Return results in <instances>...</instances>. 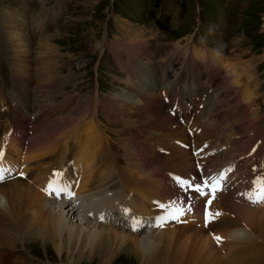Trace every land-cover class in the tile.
Listing matches in <instances>:
<instances>
[{
    "label": "rangeland",
    "instance_id": "1",
    "mask_svg": "<svg viewBox=\"0 0 264 264\" xmlns=\"http://www.w3.org/2000/svg\"><path fill=\"white\" fill-rule=\"evenodd\" d=\"M30 13L37 18H45L43 30L38 27L39 20L30 16ZM160 14L163 20L170 24L169 29L162 28L163 31L170 30L167 37L171 40L168 42H163L166 39L162 37L161 31H158L155 25H151L154 18H160ZM29 25L37 27L29 28ZM194 27L197 28V34L192 40L196 43L195 47L190 48V56L195 61L200 60L205 63L203 66H194L198 73V78L193 82L195 87L188 89L187 95L181 94L180 86L188 85L186 81H191L190 69H187L186 76L183 72L180 74L181 80L177 84L178 92L157 96L163 101L161 105L158 106L155 102H144L141 104L144 107L137 106L141 96L135 95L137 93L132 90L139 91L142 87L141 83H144L147 78H153L157 82V85L152 87L154 92L161 88L158 86L161 81L160 68L163 65L161 60L164 59L165 62L169 58L172 59L170 65H174L175 70L186 66L188 60L182 53L187 47L185 40ZM17 45L20 46L17 47ZM216 49H222L226 53L217 52ZM117 56L134 63L135 66L133 65L132 68L144 74L141 83L136 85L131 78H125L124 82L121 80L126 73L117 66ZM262 61H264V0H44L43 4L40 0H0V138L10 125L13 115H16L18 109H23L18 104V98L28 97L31 102L34 98L49 101L48 105L53 101H56V104H65L64 107L69 109V113L56 117L61 118L65 123H62L49 138H44L37 146L40 156L49 158L54 151V140L61 136L66 137L72 132L73 127L76 128L82 120L88 119L82 128L86 137L93 132L94 129H91L94 126L101 133L99 123L105 130L107 138L101 140L98 146L108 144L110 146L108 149L116 155L119 166L127 168L128 162L138 174L145 169L147 174L143 176H152V179L143 182L149 184L150 190L142 192V189H138L136 193L132 191L129 181L119 177L124 182L121 188L127 200L132 194L134 200L142 197L144 212L134 211L135 213L147 216L146 213L150 209L148 206H157L151 202L154 197L153 191L156 192V190H158L157 203L161 201L169 205L173 202L171 200L173 197L170 195L172 188L170 183L175 182L180 186L182 196L177 204L175 202V207L185 209V214L179 217V222L168 219L164 225L168 230L173 229L175 234L183 232V235L175 239L178 245L176 248L173 247V242L167 248L163 264L174 263L172 262L174 258H178L179 261L174 264H220L221 260L223 264H228L227 258L242 259L243 264H263L264 254L261 248H264V203H257L256 207L254 205H252L254 207L239 206L237 203L239 199L243 200L245 195L255 190L253 181L258 177H264L262 161L264 157V62ZM11 71L16 76L10 81L15 85V89L6 81L13 75ZM149 71L150 75L146 76ZM168 71H171V68H168ZM227 71L231 75H228ZM210 73L214 78L213 85L219 91L216 89L211 91L206 83L204 90L207 94H205L206 98L202 99L205 105L197 106L194 115L188 117L186 112L191 108H188L185 103L190 100L193 90L194 93L199 91L197 88L203 85ZM126 86L131 89L127 90ZM214 94H219L216 95L215 101L209 99L211 96L215 97ZM173 98L178 100L179 105L175 107V113L171 114L168 111L175 102L168 101ZM160 100L157 99V102L160 103ZM213 103L215 107L210 108ZM66 109L64 112H67ZM198 110L199 114L195 115ZM172 123L175 129L170 128L171 131L159 132L158 128L164 130ZM206 123L207 125L204 126ZM193 125L199 131L190 137ZM18 126L19 124L15 128L18 129ZM133 127L137 128L135 132L131 129ZM149 130H152L151 134L148 133ZM229 131L230 136L226 137ZM176 137L182 140L184 145L176 146ZM196 138H203L200 143L208 140L209 143L214 144V147H220V152L209 155L200 166L201 156L193 159L192 155L196 154H191L192 151L187 149L188 144L186 145L188 140ZM154 144H157L163 153H169L163 156L153 150V155L150 157L157 163L144 157L148 154L146 148L148 149L150 145H153V149L157 147ZM18 147L11 139L8 156H14L17 160ZM197 148L198 146L194 145L193 152ZM200 148L208 149V153L213 151V148L207 147L204 142ZM76 151L81 150L75 147L72 161L73 166L80 172L85 163L83 157L90 156V152L81 155L76 154ZM241 154L242 160L233 168L230 165L219 176L225 179V188L228 190H225L224 198L226 218L218 221L216 216L209 231L202 233L201 239L198 237L192 240L191 231L199 227L205 229L206 221L205 217L203 220L198 217L200 210L199 215L194 216L193 212L186 209L189 205L191 209H194L193 203L196 199L206 200V205L211 195L200 196L187 186H181L177 178L190 181L193 185L203 184V174L200 169L203 164L215 167L219 165L222 157L227 163L229 159H234ZM66 155L69 159L71 158L68 154ZM64 158L65 155L61 154L59 160L63 161ZM109 160L110 158L107 161L102 159L101 172L103 173L101 175L104 174L105 165L103 164ZM135 160H140L145 168L142 166L143 169L139 171ZM188 163L192 165L191 169H186L189 168ZM122 167H119L120 171L124 169ZM256 170H261L260 174L253 177L250 182ZM213 172L214 170L211 175L215 173ZM169 174H173L176 180L168 178ZM39 177L37 181L42 183L44 177L43 175ZM227 177L231 179L227 180ZM81 178L83 176H80V181ZM240 178L245 185L242 187H248L244 196L238 192V186L242 184ZM112 181L114 179L108 183ZM8 183L15 185L12 192L15 197L20 196V199L22 197L24 199L27 194L24 188L30 192L37 189L32 187L30 182L14 179L2 183L0 193L5 192L4 185ZM105 188L101 189V192ZM129 189L131 191L126 194ZM36 191L41 196L39 204L41 198L43 199L42 208L49 210L53 216L57 215L59 209L55 205L63 200L47 203L48 200L53 199V196L47 194L49 197H46L38 189ZM3 197L0 194L1 207L4 204ZM86 197L81 199L84 200ZM29 201L27 207L32 206L33 209L30 207L32 210H22L18 218L30 219L36 214L34 212L40 205L38 204L39 207L35 203L29 205ZM108 202L112 203L109 199ZM78 203L85 207L83 202L78 201ZM104 204L106 203L103 200L101 205ZM213 205L221 209L218 203L214 202ZM234 209L237 212L241 209L254 214L255 220L250 227V235H246L247 224L243 220L240 221L239 216L232 214ZM68 211V209L65 210L66 224L49 231H42L41 238L29 233H19L15 227L3 225L0 230L14 245L0 246V264H140L151 257L144 256L141 262L135 256L132 244L122 245L107 236H104L106 244L102 245V235L94 232L100 229L110 231L112 228L117 232L124 230L125 234L138 232L139 238H145L154 231L143 230L145 224L138 223V230L133 231L135 219H129L128 225L131 229H128L120 224L119 216L109 220L111 222L107 221L100 225L93 219H90L89 223H81L84 216L79 215L80 212L71 216L70 213L66 214ZM161 211L163 213L164 210L161 209ZM163 214L167 215V211ZM163 214L161 216H164ZM161 216L156 214V217ZM86 218L89 220V216ZM239 223L237 227L231 226V224ZM80 224L89 231V234L84 233L86 237L77 230ZM184 225H189L190 228L184 230L182 228ZM162 229L160 227L152 235H156ZM222 232L233 233L234 235L230 234V236L239 237L238 241L234 242V239L231 240L232 242L229 241L233 247L235 245L236 247L214 246L217 241L215 237ZM250 241H254L257 245L248 247V245L252 246L253 242ZM2 242H6L5 237ZM55 245L64 247L61 255L55 252ZM184 249L187 253L189 251L187 258L182 257ZM256 252L259 254L257 257L252 260L247 259L249 255ZM233 264L239 263L235 261Z\"/></svg>",
    "mask_w": 264,
    "mask_h": 264
},
{
    "label": "bare ground",
    "instance_id": "2",
    "mask_svg": "<svg viewBox=\"0 0 264 264\" xmlns=\"http://www.w3.org/2000/svg\"><path fill=\"white\" fill-rule=\"evenodd\" d=\"M13 34V33H12ZM20 45H17V47H19ZM47 46V45H46ZM13 51H14V49H13ZM226 70V69H225ZM228 72V71H227ZM230 74V72H228V75ZM231 75V74H230ZM215 95V97L214 96H211V97H209V99H212L213 101H215L216 99H217V97H216V95L218 96L219 94H214ZM247 96V95H246ZM214 106V103L213 104H211L210 105V108H212ZM218 106V105H217ZM215 107V106H214ZM208 112V111H207ZM208 114V113H207ZM211 115V114H210ZM206 119V118H205ZM138 120V119H137ZM208 120H209V117H208ZM213 120V119H212ZM72 129H75V127H73ZM94 128H92L91 130H93ZM88 132V131H87ZM210 134V133H209ZM44 139H42V140H40L37 144H36V146H39L40 145V143H41V141H43ZM12 141H14V143H15V145L18 147L19 146V140H17V139H12ZM107 143V142H106ZM224 144V143H223ZM222 145V144H221ZM213 147H214V144H213ZM19 148V147H18ZM204 149V148H203ZM80 150L81 151H76L75 153L76 154H81V155H85L87 152H89L88 150H85V149H81L80 148ZM103 153H104V155H103V157L102 158H104L105 156H107V157H111V158H113V153L112 152H109L108 151V148L106 147V150H104L103 149V151H102ZM90 154V156H84L83 157V159H84V161H85V163L83 164V168L81 169V171H80V173H81V176H83V174L84 173H88V172H91L92 171V168H93V165H94V163H93V159H94V156H95V150H92V152H90L89 153ZM242 155V154H241ZM219 156V155H218ZM110 160H113V170H114V168H115V161H116V159L115 158H113V159H110ZM110 160H109V162H110ZM135 162H136V164H137V169L140 171L141 169H143V167L142 166H144V164H142L141 162H140V160H138V161H136L135 160ZM182 164H184V162L182 163ZM186 164V163H185ZM231 164L230 163H226V160H225V158L224 157H222L221 158V160H220V163H219V165H217V166H212V167H210V166H205L204 164L202 165V167L200 168L202 171V174H203V181L204 180H206L207 178L209 179V178H211L212 177V179L213 180H215V179H217L220 175H221V173L223 172L224 173V171L223 170H226V169H228V167L230 166ZM177 166V165H176ZM180 166V165H179ZM183 166H186V165H183ZM188 166H189V168H186V169H191L192 168V165L191 164H189L188 163ZM187 166V167H188ZM96 166L94 165V168H95ZM181 167V166H180ZM207 167H209V168H207ZM122 168H124V167H122ZM144 168H145V166H144ZM145 170V169H144ZM142 171L141 173H137V171H136V169L135 168H133V167H129V168H124V169H122V171H120V168L118 167H116V173H117V175H118V177H120L122 180H126V181H129L130 183H131V188H132V191H134L135 193L137 192V190L138 189H142L141 191L142 192H146V191H149L150 189H149V184H144L143 182L144 181H146V180H150V179H152V176H146V177H144L143 175L144 174H147L145 171ZM179 170V169H178ZM212 170H214V174L213 175H211V174H209V176H208V173H205V172H207V171H212ZM235 170H236V168H235ZM177 171V170H176ZM101 173H103V172H101ZM101 173H100V175L99 176H97L96 177V179L94 178V179H91V181L88 183V185L85 187V188H83L82 187V183H83V181H82V178H81V181L79 182V185H78V190H80V191H76V193H78L77 195L79 196V195H81V194H84L83 192H85V191H87V190H92V189H95V190H98L97 192L99 193V192H101V189H103V187L102 186H104L105 187V183H108L110 180H111V178L113 179L114 177H115V170H114V173H108L107 174V171H106V169L104 168V174L103 175H101ZM99 174V173H98ZM151 174V173H150ZM191 175V174H190ZM45 176H46V172L43 174V177L45 178ZM96 176V175H95ZM202 176V175H201ZM223 176H224V174H223ZM198 177H199V175H198ZM235 178V177H234ZM233 178V179H234ZM37 179H40V177H38ZM227 180H229V179H231V177H227L226 178ZM20 180V179H19ZM226 180V181H227ZM224 181H225V179L223 180H221V185H222V187H221V189L222 190H219V191H217L216 192V197L218 198V200L217 199H215V200H213V202L211 203V205H209L208 206V211L209 212H212V213H215V212H219L221 215H219V216H217L218 217V221H222L224 218H226V214H225V212H224V208H225V200H224V198H225V190L226 191H228L226 188H225V183H224ZM92 183H94L91 187L89 186V184H92ZM124 183V182H123ZM228 183V182H227ZM253 183V182H252ZM109 184V183H108ZM35 185H38V187L39 186H41V182L38 180V181H36L35 182ZM230 186V185H229ZM252 186V185H251ZM15 188V185L14 184H12V183H8V184H5L4 185V189L3 190H5V192L4 193H0L1 195H3L4 197H3V199H4V204H3V206L1 207L0 206V228L3 226V225H5L6 227H10V226H12V227H15L17 230H18V232L19 233H29V234H32V235H37V236H39L40 238H41V235H42V231H49V230H51V229H53V228H58V227H60V226H62V225H64V224H66V217H65V210L66 209H68L67 208V206L63 203V201H59V203H57L55 206H57L58 207V209H59V212H58V214L57 215H55V216H53L51 213H50V211L49 210H45V208L43 207L42 208V204L40 205V207L38 208V210H35V212L34 213H36V214H34L33 216H31L30 217V219L29 218H18V216H20V213L22 212V210H24V209H28V210H32L33 209V207L32 206H30V207H27V203H28V201H29V205H33L34 203L36 204V205H38L39 204V199H40V195L37 193V189H35L34 191H32V192H30V190H28V189H25L24 188V190H25V192L27 191V194H26V196H25V198H26V200H24L23 199V197L20 199L19 197L20 196H17V197H15V195H14V193L12 192V190ZM20 188V187H19ZM107 189V188H106ZM113 189V187H110L109 188V190H112ZM129 191H131L130 189L126 192V194H128L129 193ZM206 191H207V189H206ZM254 191V190H253ZM252 191V192H253ZM232 192V191H231ZM235 192V191H234ZM251 192V193H252ZM134 193V194H135ZM228 193V192H227ZM29 194H31V195H29ZM199 194V193H198ZM84 195H86V194H84ZM133 195V194H132ZM131 195V198L128 200L129 201V206H130V208H131V210H133V212L134 211H139L140 213H143L144 212V205H143V203H142V197H138V199H139V201H137V200H134L133 199V197L134 196H132ZM153 195H154V197H152L153 199L155 198L156 200H157V195H158V190H156V192H154L153 191ZM87 196V195H86ZM208 196H210V195H208ZM207 196V197H208ZM235 196V195H234ZM244 196V195H243ZM247 195H245V197L243 198V200H241V199H239V201H237V203L239 204V206L240 205H244V206H246V205H249V207H256V204H254V203H252L247 197H246ZM151 197V196H150ZM200 197V196H199ZM55 197L53 196V199H54ZM86 199H90L88 196L83 200V199H81V198H79V202L81 201V203L83 202L84 203V206L85 207H88V208H90L91 206H93L92 205V203H86L85 201H86ZM195 199V198H194ZM232 199V198H231ZM60 200V199H59ZM63 200V199H62ZM42 201H43V199L41 198V200H40V203H42ZM208 201V200H207ZM52 201L51 200H48L47 201V203H51ZM110 202V201H109ZM107 203V206H108V208L111 210V209H114L115 208V206L113 205V203ZM205 202H206V200H203V201H199V200H197L196 199V201L193 203L195 206L193 207L194 209H191V212H193L194 213V216L195 215H199V213H198V211L200 210V216H198V217H200V219L201 220H203V218L205 217V209H206V205H205ZM214 202L215 203H218V205H220V207H221V209H219V208H215L216 207V205H213L214 204ZM202 203V204H201ZM158 204H162V205H165L164 203H162L161 201H159L158 203H156V205L157 206H148L150 209H149V211L146 213V215L147 214H152L153 216H156V214L158 215V214H163L164 212H166L167 210H165V208H161V207H159L158 206ZM200 204H201V207H200ZM251 204V205H250ZM81 205V204H80ZM79 205V207H75V210L77 211L76 213H78V212H80L81 213V211H82V206H83V204L80 206ZM252 205H254V206H252ZM156 207V208H155ZM73 208V207H72ZM72 208H69L68 210V212H66V214L67 213H70L71 214V216H73V214H74V211H72ZM158 208H161V209H163L164 211H163V213H162V211H161V209L160 210H158ZM241 208V207H240ZM243 208H245V207H243ZM253 209V208H252ZM27 210V211H28ZM39 210H40V212H39ZM187 210V209H186ZM231 210V209H230ZM256 210V209H255ZM254 210V211H255ZM250 211V210H249ZM257 211V210H256ZM32 212V211H31ZM190 212V211H189ZM232 212V211H231ZM258 212V211H257ZM37 213H40V214H37ZM228 213V212H227ZM190 214V213H189ZM232 214L233 215H235L236 217H240V218H238L240 221L241 220H243V222L245 223V224H247V226H245L246 227V230H247V234L246 235H248L249 234V232L251 231V225H252V222H254V220H255V218H254V214L253 213H251V212H248V211H246V212H244L243 210H241V209H238V212L236 211V209H234V211L232 212ZM164 215V214H163ZM256 215V214H255ZM259 215V214H258ZM165 216V215H164ZM87 216H85L84 218H82V221H81V223H89L90 222V218H89V220L86 218ZM86 218V219H85ZM187 218H191V217H187ZM205 219V218H204ZM236 220H238L237 218H235ZM214 219H212V220H210L208 223H207V226L205 227V229H204V227H199V228H194V231H191L192 232V236H190V238L192 239V240H195V238H200L201 239V237H202V233H204V232H206V230H208L209 231V228H210V225L212 224V221H213ZM238 220V221H239ZM94 221V220H93ZM239 221V222H240ZM14 224H16V225H14ZM101 223H99V225H100ZM131 224H132V221H131ZM165 224V223H164ZM163 224V226H162V230L160 231V232H158L156 235H152V233H155V230L150 234V235H148L147 237H145V238H139L138 237V235H137V233L138 232H136V233H132V234H135V236H131L132 234L131 233H128V234H125L124 233V230H122V232L121 231H119V232H117V231H114L112 228L110 229V231L109 230H104V229H100V230H96V231H94L95 233H99L100 235H102V237H101V241H102V245H105L106 244V239H105V237L104 236H107V237H109V238H111V239H113V240H115L117 243L118 242H120V244H122V245H126V244H132L133 245V247H134V252H135V256L136 257H138V259H140V261L143 259V257L144 256H148L149 255V259H146L147 261H145L144 260V262H142V263H140V264H163V262L165 261V254H166V251H167V248L169 247V246H171L172 245V242L174 243L173 244V247H177L178 245H177V240H175V239H177V238H179V237H181L182 235H183V232H177L176 234H175V231H173V229H171V230H168V228L167 227H165V225ZM240 225V223L239 224H231V226H239ZM99 227V226H98ZM128 227H129V225H128ZM178 228H179V226H178ZM182 228H184V230H187V229H189L190 228V226L189 225H184V226H182ZM128 229H131V227H129ZM174 229H175V227H174ZM176 229H177V227H176ZM244 229V228H243ZM79 232H81V233H83V235H84V237H86V234H84V233H87V234H89V231L88 230H86V228H84L81 224H80V227L77 229ZM120 230V229H119ZM211 230V229H210ZM68 231V230H67ZM210 232H212V231H210ZM72 233V232H71ZM81 233H80V235H81ZM68 234V233H67ZM221 235H218V237H221L222 239L221 240H219V241H216V243H214V246L215 245H221L222 247H224V248H228L227 246L228 245H230V247H233V245H232V243H230L229 241H231V240H233L234 239V242H235V240L236 241H238V238L239 237H233V236H230V234L232 235L233 233H228V232H222V233H220ZM64 235V234H63ZM213 235V234H212ZM234 235V234H233ZM250 235V234H249ZM34 236V237H35ZM69 236V235H68ZM4 237L6 238V242H2V240L4 239ZM213 237V236H212ZM229 237L231 238V239H229ZM247 237V236H246ZM37 238V237H36ZM74 238V237H73ZM208 238V237H207ZM211 239V238H210ZM209 239V240H210ZM248 239H249V237H248ZM74 240V239H73ZM205 240V239H204ZM212 240V239H211ZM241 240V239H240ZM239 240V241H240ZM169 241V242H168ZM229 242V243H228ZM232 242V241H231ZM233 242V243H234ZM250 242H253L252 243V246H249L248 245V247H254L255 245H257V243H254V241H250ZM249 243V242H248ZM250 244V243H249ZM2 245H6V246H13L14 244L10 241V240H7V237L6 236H4L3 235V233H2V231L0 230V246H2ZM235 245V244H234ZM208 246V245H207ZM107 247V246H106ZM234 247H236V245L234 246ZM233 247V248H234ZM175 248H174V251H175ZM187 248V247H186ZM185 248V249H186ZM208 248V247H207ZM206 248V249H207ZM215 248V247H214ZM184 249V253L182 254V257H184V258H187L188 257V253H189V251H188V253L186 252V250ZM189 249H190V247H189ZM188 249V250H189ZM262 249V252H263V254H264V248H261ZM215 251H216V249H215ZM55 252L58 254V255H61L63 252H64V247L62 246V245H60V246H57V245H55ZM198 253V252H197ZM181 254V253H180ZM185 254H186V256H185ZM259 254L256 252V253H254V254H252V255H249L248 257H247V259L248 260H252V259H254L255 257H257ZM174 256V255H173ZM219 259H221L220 257H219ZM139 261V262H140ZM168 261V260H167ZM226 261H227V263L228 264H233V263H235V261H238V263L239 264H243V260L242 259H239V260H237V259H233V258H227L226 259ZM172 262H174V263H178L179 261H178V258H174L173 260H172ZM233 262V263H232ZM174 263H172V264H174ZM220 264H223V261L221 260V262H220Z\"/></svg>",
    "mask_w": 264,
    "mask_h": 264
},
{
    "label": "snow or ice",
    "instance_id": "3",
    "mask_svg": "<svg viewBox=\"0 0 264 264\" xmlns=\"http://www.w3.org/2000/svg\"><path fill=\"white\" fill-rule=\"evenodd\" d=\"M0 156H2V154H0ZM54 177H56L57 179H51L45 191L50 196L53 193H55V195L59 197L61 193H65L69 199L73 198L75 194L70 190V185L60 184V181L58 178L62 177V173L55 172ZM222 179L223 177H219L215 180H213L212 178H209V179L204 180L203 184L193 185L190 181H185V180H181L180 178H177L178 183H180L181 186H187L191 190L199 193L200 196H208L209 194L211 195V198L206 203V209H205L206 226L210 220L215 219L216 216L221 215L219 212H215V213L209 212L208 206L211 205L212 200L216 198V192L221 190V180ZM253 184L255 185V190L253 193L248 194L247 198L254 204L264 203V177H258L255 181H253ZM158 206L161 208L167 209V215L157 217L158 223L155 225L156 227H162L163 224L166 223L168 219L176 220L177 222H179V217L185 214V209L176 208L175 202H170L169 205L158 204ZM129 211L130 210L125 209L126 213H128ZM187 211H191L190 205L187 208ZM138 223H139L138 221L134 220L133 231L138 230V227H137ZM215 239L219 241L222 238L215 237Z\"/></svg>",
    "mask_w": 264,
    "mask_h": 264
}]
</instances>
